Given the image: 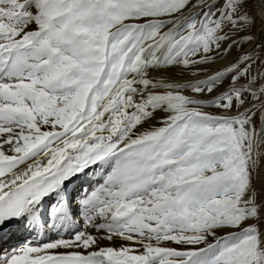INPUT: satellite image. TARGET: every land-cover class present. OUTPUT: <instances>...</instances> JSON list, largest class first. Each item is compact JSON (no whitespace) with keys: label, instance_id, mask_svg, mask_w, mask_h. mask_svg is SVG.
Masks as SVG:
<instances>
[{"label":"snow or ice","instance_id":"snow-or-ice-1","mask_svg":"<svg viewBox=\"0 0 264 264\" xmlns=\"http://www.w3.org/2000/svg\"><path fill=\"white\" fill-rule=\"evenodd\" d=\"M0 264H264V0H0Z\"/></svg>","mask_w":264,"mask_h":264}]
</instances>
